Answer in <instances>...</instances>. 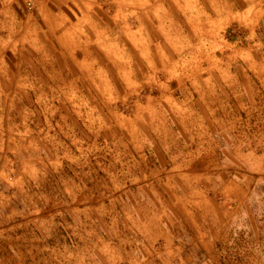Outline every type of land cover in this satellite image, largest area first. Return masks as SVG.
I'll return each instance as SVG.
<instances>
[{"label":"rangeland","instance_id":"rangeland-1","mask_svg":"<svg viewBox=\"0 0 264 264\" xmlns=\"http://www.w3.org/2000/svg\"><path fill=\"white\" fill-rule=\"evenodd\" d=\"M0 264H264V0H0Z\"/></svg>","mask_w":264,"mask_h":264}]
</instances>
